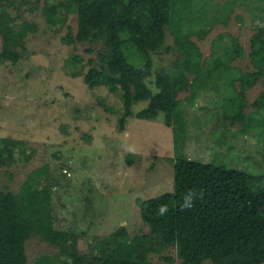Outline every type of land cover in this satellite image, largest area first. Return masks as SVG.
<instances>
[{
	"label": "trees",
	"instance_id": "16d2710c",
	"mask_svg": "<svg viewBox=\"0 0 264 264\" xmlns=\"http://www.w3.org/2000/svg\"><path fill=\"white\" fill-rule=\"evenodd\" d=\"M246 0H44L43 8L51 23L69 13L76 14V30H68L66 41L98 44L97 64L83 75L88 87L104 86L118 93L122 106L119 130L131 115L152 119L164 113V122L172 126L173 141L184 127L178 93L192 89V99L202 86L224 87V116L241 124L242 131H257L264 138V89L251 102L259 117L245 113V90L257 81L264 85V26H256L250 35L247 55L253 68L240 69L230 64L242 56L237 37L225 40L217 35L215 55L203 57L191 36L204 33L222 21L229 11ZM10 3V2H8ZM203 26V27H202ZM174 35L177 55L170 65H162L153 74V90L147 82L151 75V53L164 42L165 28ZM167 50L171 46H167ZM90 51L89 48H87ZM0 57L17 58L14 52ZM81 65L82 58L67 59ZM235 81H238V88ZM146 100L133 112L132 105ZM17 139L0 137V162L14 159ZM20 154L23 147H18ZM127 156V159L130 160ZM173 188L138 201L140 219L146 231L130 235L124 225L83 249L75 224L54 226L51 215V184L32 171L18 191L0 188V264H28L25 242L38 236L54 246L53 253L35 256L33 264H162L149 259L154 252L166 264L264 263V173L228 167L224 164L190 159H173ZM194 195L193 206L182 210L186 194ZM167 206L164 215L158 214ZM175 247L178 261L161 254ZM95 249V250H94Z\"/></svg>",
	"mask_w": 264,
	"mask_h": 264
},
{
	"label": "rangeland",
	"instance_id": "374dc122",
	"mask_svg": "<svg viewBox=\"0 0 264 264\" xmlns=\"http://www.w3.org/2000/svg\"><path fill=\"white\" fill-rule=\"evenodd\" d=\"M43 3L0 0V53L17 54L14 61L0 57V137L20 142L14 147V159L0 162L1 189L18 191L37 170L42 181L52 185L54 226L75 224L85 230L79 243L86 249L87 243L106 237L119 225L130 235L147 230L138 201L172 190L177 156L264 173V138L254 130L242 131L240 123L224 116L222 93L228 92L221 83L218 89L202 86L192 99L190 88L178 93L184 127L176 141L172 126L177 124L167 126L162 112L152 119L131 115L119 130L123 108L118 93L104 86L88 87L83 78L91 63L97 64L99 45L68 43L66 34L75 33L76 14L68 12L51 23ZM258 25L264 26V0H246L229 11L226 22L214 23L202 39L197 34L191 38L203 57H213L218 51L217 35L225 40L227 34L236 36L243 55L230 64L251 69L249 39ZM71 55L82 58L81 65L69 63ZM176 55L174 35L166 27L163 44L151 53L147 82L153 90L154 72L170 65ZM235 84L238 88V81ZM263 89L259 80L245 90L244 112H252L255 118L259 115L251 102ZM146 103L141 100L131 108L135 112ZM53 251L54 246L38 236L25 242L28 264L34 263L35 256ZM161 254L178 261L173 245ZM148 257L166 264L154 252ZM200 264L211 261L205 258Z\"/></svg>",
	"mask_w": 264,
	"mask_h": 264
},
{
	"label": "clouds",
	"instance_id": "9594fccd",
	"mask_svg": "<svg viewBox=\"0 0 264 264\" xmlns=\"http://www.w3.org/2000/svg\"><path fill=\"white\" fill-rule=\"evenodd\" d=\"M193 200H194V195L192 193H188L185 195V197L183 198V202L181 203L180 207L182 210L184 209H190L193 206ZM168 211L167 206H161L158 209V214L159 215H164L166 214Z\"/></svg>",
	"mask_w": 264,
	"mask_h": 264
},
{
	"label": "built area",
	"instance_id": "2783aa9c",
	"mask_svg": "<svg viewBox=\"0 0 264 264\" xmlns=\"http://www.w3.org/2000/svg\"><path fill=\"white\" fill-rule=\"evenodd\" d=\"M66 171V170H65Z\"/></svg>",
	"mask_w": 264,
	"mask_h": 264
}]
</instances>
